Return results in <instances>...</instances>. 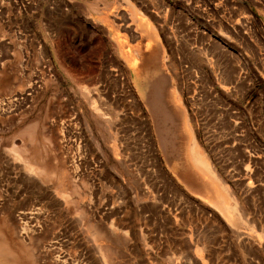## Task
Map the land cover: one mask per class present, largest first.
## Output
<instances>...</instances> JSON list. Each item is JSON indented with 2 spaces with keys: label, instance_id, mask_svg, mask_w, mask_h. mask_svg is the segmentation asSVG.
<instances>
[{
  "label": "rangeland",
  "instance_id": "rangeland-1",
  "mask_svg": "<svg viewBox=\"0 0 264 264\" xmlns=\"http://www.w3.org/2000/svg\"><path fill=\"white\" fill-rule=\"evenodd\" d=\"M154 31L158 45L144 37ZM133 39L163 53L152 75L163 70L177 86L180 135L167 163L156 126L117 100L146 69ZM141 91L167 153L159 86L145 81ZM193 148L219 184L255 183L244 200L261 219L264 0H0V264H200L173 236L208 221L195 216L197 198L171 190L167 166L191 183L188 164L196 166L207 181L200 189L223 208L226 193ZM235 203L226 221L264 238V225ZM245 231L239 225L236 235Z\"/></svg>",
  "mask_w": 264,
  "mask_h": 264
},
{
  "label": "crops",
  "instance_id": "crops-1",
  "mask_svg": "<svg viewBox=\"0 0 264 264\" xmlns=\"http://www.w3.org/2000/svg\"><path fill=\"white\" fill-rule=\"evenodd\" d=\"M144 17L145 19L148 20L146 16ZM148 22L151 24L149 20ZM144 37L146 42L153 41V43L157 44V40H156L157 37L155 36V31H154V38H155L154 40H151L146 36ZM142 38L143 36L140 39ZM136 41L137 40L135 39L133 42ZM136 43H135L136 45L135 48L141 51L140 60L145 65L146 69L143 73L141 72V74L138 75L133 74L132 75L133 77L129 78L128 86L126 85L124 86V88H120L117 90V94L119 96L117 100L121 102L122 105L121 108H124L123 109L124 112H127L128 109H133L135 117L141 120L148 119L150 120L153 127L154 125L156 126V128L154 127V131H155V141L157 143V149L161 153L164 163H167L165 159L170 158L169 156L177 157L174 155H175V150L178 149L177 144L179 142V135H180L178 131L179 130L178 118L180 117L182 111L179 108L180 106L179 100H177V97H174L175 95L174 89H176L177 86H172L170 84L169 78L163 70L160 71V74L156 75L155 77L152 75V72H154L152 68H156L157 66H159L160 61L166 60V57L163 56V53L157 49L150 50L148 48H144L140 46L138 42ZM123 61H125L124 58ZM139 67L137 69L138 71L136 70L137 72L134 71V73H139L141 71V67L140 69ZM126 76L127 75H122V74L119 75V77H121V81L125 80ZM145 81H152L159 86L160 94H161V106L163 110L170 116L171 122L167 123V125H169L167 127H170L168 132V138L170 139L172 147H171V151L168 150L166 151L167 153H164L159 145V141L161 140L158 139V135L159 137L161 135L162 140L164 141L163 138L164 134L161 131L162 129H159L160 125L159 123H157V118L154 115H152L147 104V99L145 98V95L141 91V85ZM124 91H128V92H124ZM219 106H220L219 104L213 103L212 108H217ZM192 135L194 137L193 132ZM189 142H190V137H189ZM188 166H189L188 172H191L195 177V181L193 183L188 181L184 182L182 180L183 178L180 176L181 174L179 175L180 173L179 170L175 171V169H170V166H167V173L169 175L168 179L172 186L171 190H175L177 194H179L181 190L186 192L188 196H193L194 198H197L200 201V204L194 206L196 208L195 216H197L198 218H204V220L208 222H205L204 225L202 224L199 226L197 225V227L187 225L188 226V229H186L187 232L186 233L183 232L181 235L183 239L181 240V238H178L176 234L173 236V239L176 238L177 241L182 243V246L183 244L188 245V247L192 245V249L195 253V257L200 262V264H212V263L252 264L253 259L257 260L256 257L254 256L255 252H259L261 250L262 253L264 254V238H259L258 235L254 232V230L250 229L248 226H246L243 223H237L236 225L230 224L229 222L226 221L225 218L228 217L229 215L228 213H224V212L225 210L228 209L232 213L233 205L235 201L236 203L240 202L243 205L244 209L247 211L248 217H250V219L254 220L256 223L260 222L264 225V216H262L261 219L258 216L259 207L257 203L255 202V204L251 203L249 205L244 200L247 197L252 196V192L256 188L253 187L255 183L252 185L248 184L246 187H243L241 185L239 188L236 187L233 188L226 186L221 181L219 186L222 192L224 190L226 193L224 195V197L226 198V203L224 204L225 208H223L217 205L218 201L215 200L216 194L213 191H211L210 193H205L200 189L201 186L207 181L202 180V175L198 171L196 166L191 165L190 162ZM181 173H184V171ZM227 193H230L232 196L228 194L227 197ZM165 195L167 196V193H165ZM178 207L176 209H171V208L170 209L172 215L175 214L176 223L177 226L179 227L180 222L184 220V215L180 214V209ZM201 207H203V209H201ZM205 209H208V211H205ZM190 212L194 215L193 210H190ZM231 213L230 215L233 216V214ZM239 225H244L247 229V231L244 232L245 236L244 239L242 238V240H241L242 233L240 235L239 234L236 235V229L239 228ZM200 236L204 237L203 241L200 240L198 241ZM223 247L226 248L224 251H223ZM222 252H224V255L222 257H225V259L223 260L220 258V253ZM181 253L183 254V249L181 250ZM261 264H264V260Z\"/></svg>",
  "mask_w": 264,
  "mask_h": 264
},
{
  "label": "bare ground",
  "instance_id": "bare-ground-1",
  "mask_svg": "<svg viewBox=\"0 0 264 264\" xmlns=\"http://www.w3.org/2000/svg\"><path fill=\"white\" fill-rule=\"evenodd\" d=\"M34 88L35 87H33V86H29V87H27L26 89H25V94H31L33 91H34ZM25 94H23V95H25ZM111 128V127H110ZM194 143V142H193ZM194 146V145H193ZM193 153H194V156L196 157V160H195V162H196V165L202 170V171H204V172H206V174H207V176H209L210 178H213V181L214 182H216V184H218V185H220L219 184V181H218V178L212 173V171H211V169L208 167V165L204 162V160L203 159H201V156H200V153L198 152V150H196V148H193V151H192ZM6 158V157H5ZM15 158V157H14ZM16 158H18V155L16 156ZM14 160V159H13ZM17 160V159H16ZM19 161V160H18ZM15 163H18V162H15ZM19 163H20V161H19ZM26 164V163H25ZM24 164V165H25ZM78 166V165H77ZM24 167H26V165L24 166ZM75 168V167H74ZM26 169V168H25ZM30 169V168H29ZM28 169V170H29ZM76 171V170H75ZM26 172V171H25ZM30 173V172H29ZM29 175V174H28ZM26 176V175H25ZM27 178H29L28 176H27ZM35 178V177H34ZM26 179V178H25ZM28 181H30L29 179H27ZM225 189V188H224ZM230 195V194H229ZM236 204V203H235ZM233 211H234V209H233ZM237 211H238V209H237ZM239 214V213H238ZM241 215V214H240ZM239 215V216H240ZM248 216V215H247ZM24 217V216H23ZM22 217V218H23ZM234 217V216H233ZM244 220V219H243ZM246 220H248L247 218H246ZM247 222V221H246ZM253 227V226H252ZM254 228V227H253ZM256 228H257V226H256ZM24 232V231H23ZM262 233V232H261ZM23 235H24V233H23ZM260 235V234H259ZM262 235V234H261ZM71 264H73V263H71Z\"/></svg>",
  "mask_w": 264,
  "mask_h": 264
}]
</instances>
